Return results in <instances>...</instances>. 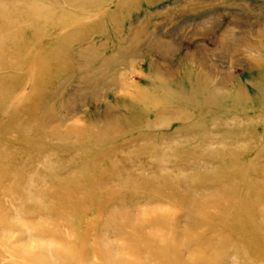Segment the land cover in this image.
Segmentation results:
<instances>
[{
  "label": "rangeland",
  "instance_id": "obj_1",
  "mask_svg": "<svg viewBox=\"0 0 264 264\" xmlns=\"http://www.w3.org/2000/svg\"><path fill=\"white\" fill-rule=\"evenodd\" d=\"M0 12V264H264V0Z\"/></svg>",
  "mask_w": 264,
  "mask_h": 264
},
{
  "label": "bare ground",
  "instance_id": "obj_2",
  "mask_svg": "<svg viewBox=\"0 0 264 264\" xmlns=\"http://www.w3.org/2000/svg\"><path fill=\"white\" fill-rule=\"evenodd\" d=\"M28 9H30V10H28ZM44 11H46V12H48L49 10L48 9H41V8H38L36 5H35V3L33 4V3H28V5H27V8L25 9V12H24V14H25V16L28 18L29 16H30V13H33V15H34V17L35 18H37V17H42V13H44ZM50 13H52L51 11H49ZM2 15V13L0 12V16ZM51 15V14H50ZM52 21L51 22H49V20H42V25H44V24H49V25H51V24H54L55 22V19H51ZM1 21V20H0ZM28 22V21H27ZM37 28H39L40 29V27H37ZM49 61H51V62H49ZM49 61H47V62H44V65L43 64H40V66L38 67L39 68V71L40 70H42V71H44V69L42 68L43 66H45V72H47L46 70L47 69H49V71H54V69L53 68H51V66L52 65H56L55 64V60H49ZM43 65V66H42ZM42 66V67H41ZM41 67V68H40ZM55 67V66H54ZM25 131V130H24ZM65 134V133H64ZM61 134H57V133H55V134H52V135H50V136H48V137H50V138H52V141H56V140H58V139H60V136ZM45 137V136H44ZM57 138V139H56ZM57 143V142H56ZM51 147V146H50ZM16 175V174H15ZM58 181V180H57ZM27 185V184H26ZM58 185V184H57ZM14 187V186H13ZM11 188V187H10ZM21 189V188H20ZM26 190H29V188L27 187L26 188ZM30 196H35V194H31ZM21 198V197H20ZM26 199H30V198H28V197H26ZM4 217V216H3ZM20 227L22 228V225H20ZM25 227H27V226H25ZM22 235V234H21ZM67 236H69V234H66ZM9 238V240H10V237H8ZM0 239H1V237H0ZM1 241H2V239H1ZM0 241V242H1ZM2 243H3V241H2ZM52 246H54V245H52ZM56 249H60V253L58 254L57 253V250H56V253H54V252H52L51 253V256H46V253H42V254H33L32 252H31V250H28V252H26L27 250L26 249H23V250H21V255L22 256H24V258H26V259H28V260H30V259H33L34 261H36V260H39V262H37L38 264H51V259L50 258H52V259H54L56 256L57 257H59L58 255H60V256H63V255H65V253H66V251L65 250H62L61 248H59V246L57 245V248ZM50 250H52V248H50ZM11 255H14V253H13V251H11ZM63 254V255H62ZM3 256V255H2ZM22 256H20L19 255V257H22ZM81 264H83V262L81 261L80 262Z\"/></svg>",
  "mask_w": 264,
  "mask_h": 264
}]
</instances>
